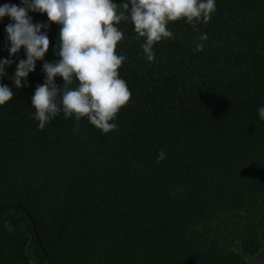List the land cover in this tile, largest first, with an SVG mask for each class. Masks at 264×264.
I'll use <instances>...</instances> for the list:
<instances>
[{
	"label": "trees",
	"instance_id": "trees-1",
	"mask_svg": "<svg viewBox=\"0 0 264 264\" xmlns=\"http://www.w3.org/2000/svg\"><path fill=\"white\" fill-rule=\"evenodd\" d=\"M28 14L50 23V45L24 87L10 79L16 63L0 80L14 91L0 106V264H35L30 246L38 264H250L264 240V0H216L195 28L170 22L174 38L154 45L153 62L121 21L118 71L132 96L107 135L63 113L38 129L31 97L43 63L59 59L60 26ZM9 23L0 59L18 63Z\"/></svg>",
	"mask_w": 264,
	"mask_h": 264
},
{
	"label": "clouds",
	"instance_id": "clouds-1",
	"mask_svg": "<svg viewBox=\"0 0 264 264\" xmlns=\"http://www.w3.org/2000/svg\"><path fill=\"white\" fill-rule=\"evenodd\" d=\"M21 5H0V21L6 16L12 21L5 26L10 56H17L22 48L26 56L18 63L0 59V80L16 63L10 79L15 88H22L29 74L35 71L36 62L44 60L50 45V23H34L28 13H46L49 22L60 26L59 44L54 48L59 59L42 65L45 80L36 86L31 97L33 119L42 131L61 113L65 119L87 118L104 135L117 130L114 122L117 114L132 96L118 71L127 60L116 52L124 39L118 28L120 22L131 21L137 39L143 38L141 48L145 59L153 62L154 45L174 38L168 28L170 22L183 19L195 28L197 23L207 24L216 11V0H124L120 5L113 0H21ZM207 39V34L201 33L199 40ZM194 50L202 51L203 44L197 43ZM56 77L63 78L62 87L57 85ZM74 80L77 84L71 87ZM13 96V89L0 83V106L12 101ZM257 112L264 121V105ZM164 158L161 151L157 162Z\"/></svg>",
	"mask_w": 264,
	"mask_h": 264
},
{
	"label": "rangeland",
	"instance_id": "rangeland-1",
	"mask_svg": "<svg viewBox=\"0 0 264 264\" xmlns=\"http://www.w3.org/2000/svg\"><path fill=\"white\" fill-rule=\"evenodd\" d=\"M260 250L252 257H250V264H264V240L261 244ZM28 254L31 257L32 261L35 264H38V261L36 259L34 249L32 246L28 248Z\"/></svg>",
	"mask_w": 264,
	"mask_h": 264
},
{
	"label": "water",
	"instance_id": "water-1",
	"mask_svg": "<svg viewBox=\"0 0 264 264\" xmlns=\"http://www.w3.org/2000/svg\"><path fill=\"white\" fill-rule=\"evenodd\" d=\"M6 208H8V206H2V207H0V211L4 210V209H6ZM29 217H30V219H31V221H32V224H33V227H34V229H35V232H36V236H37V238H38V241H39L40 245L42 246V248H43L44 252L46 253V255H48V253L46 252L45 247L43 246V243H42V241H41V238H40V236H39V234H38V232H37V227H36V224H35V221H34L32 215L29 214Z\"/></svg>",
	"mask_w": 264,
	"mask_h": 264
}]
</instances>
